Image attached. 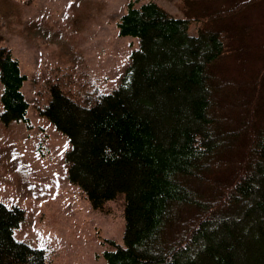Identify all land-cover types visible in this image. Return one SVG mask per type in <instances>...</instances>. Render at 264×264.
<instances>
[{"label":"trees","instance_id":"16d2710c","mask_svg":"<svg viewBox=\"0 0 264 264\" xmlns=\"http://www.w3.org/2000/svg\"><path fill=\"white\" fill-rule=\"evenodd\" d=\"M202 1L211 7L194 16L214 29L192 35L185 7ZM251 1L222 11L216 0H181L184 18L155 2H130L117 27L140 47L117 89L80 103L49 82L39 113L70 140L69 181L95 209L124 200V245L106 240L107 264H201L204 256L208 264H264V45L262 65L251 71L255 59H240L249 29L217 26ZM11 54L0 49V120L29 125L28 77ZM227 56L246 76L219 71ZM238 92L252 94L248 103L234 101ZM226 102L233 110L220 112ZM24 219L23 208L0 201V264H47L44 250L15 239Z\"/></svg>","mask_w":264,"mask_h":264},{"label":"rangeland","instance_id":"374dc122","mask_svg":"<svg viewBox=\"0 0 264 264\" xmlns=\"http://www.w3.org/2000/svg\"><path fill=\"white\" fill-rule=\"evenodd\" d=\"M242 1L248 0H216L213 9L225 11ZM130 2L136 6L155 2L178 18H184L188 9L193 15L192 35L202 26L214 29V24L194 16L211 7L207 1L184 8L181 0H0V49H10L19 60L21 73L28 77L23 93L30 102L29 125L0 120V201L25 210L14 236L44 249L48 264H106L104 252L112 249L106 239L124 245V200L109 201L102 210L92 207L68 180L64 157L69 138L38 109L49 102V82H59L80 103L118 88L133 63V52L140 47L138 38L118 35L117 23ZM242 12L219 20L217 26L225 23L243 33L244 27L249 29L240 59H255L252 71L262 65L264 0H252ZM218 69L227 76L249 72L234 56L223 58ZM2 90L0 83V96ZM251 95L238 92L233 99L248 103ZM218 107L220 112L233 110L228 102ZM2 111L0 102V115ZM225 122L235 125L237 121L226 118ZM223 128L211 127L213 131ZM179 212L186 217V211ZM216 217L220 219L218 214L212 219ZM202 261L208 264L206 256Z\"/></svg>","mask_w":264,"mask_h":264},{"label":"bare ground","instance_id":"6f19581e","mask_svg":"<svg viewBox=\"0 0 264 264\" xmlns=\"http://www.w3.org/2000/svg\"><path fill=\"white\" fill-rule=\"evenodd\" d=\"M29 105H30V103H29ZM29 108H30V106H29Z\"/></svg>","mask_w":264,"mask_h":264}]
</instances>
